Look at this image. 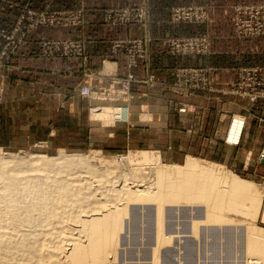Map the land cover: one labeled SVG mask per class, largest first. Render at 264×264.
<instances>
[{
  "label": "rangeland",
  "instance_id": "374dc122",
  "mask_svg": "<svg viewBox=\"0 0 264 264\" xmlns=\"http://www.w3.org/2000/svg\"><path fill=\"white\" fill-rule=\"evenodd\" d=\"M52 1L53 0H51L48 3V5H45L43 7V8L48 10L47 12L49 15H55L56 10L63 11V12L70 11V9H67V8H56L53 5ZM0 4L4 5L5 7H10L13 4L12 7L16 8V16L14 17L11 24H9L8 26H0V30H3V32H4V36L2 35V37H0L2 39L0 42V69H2V68H5V67H8L9 65H11L10 60H9L10 57L13 55V53L18 48V46L24 42V39L28 35V33L31 32L32 29H34V28L27 29V22L25 21V19L21 18L20 14L24 10V8L28 7V6L31 8H34V9H40V8L37 6H34L32 4V0H25V1L24 0H19V1L11 0L10 4H9V1H7V0H0ZM138 5H140V4H138ZM131 6H137V5H131ZM123 7H125V6H123ZM113 8H121V7H113ZM66 13H68V12H66ZM260 19L261 18H259V21H260ZM60 26L69 27L70 25H56L54 23L51 25H42V27H46V28H55V27H60ZM38 27H40V26H38ZM241 31H242V29L238 30V32L241 34V36L242 35L245 36L246 34L241 33ZM202 35H204V34H202ZM255 35H257V34H255ZM190 37L197 39V37H199V35L196 34V35H192ZM70 38L71 37L46 38V39L40 40V45H39L40 55L43 56L44 58H55V57H62V58H66V59L79 58L75 55V53L77 52L79 47L82 49L81 52L86 54V47H85L86 42H85V40H72ZM173 38L176 40H169V41L166 40V42H164V40H162L160 43L162 46H164L166 48V50L168 51V53L170 55L176 56L180 60V63L177 65H174L172 67V69L170 70V73H171L170 79L167 80V79L161 78V77L157 76L154 72H151V71H147L145 76L139 78L134 73V70L136 69V67L139 66V64L141 62L146 60V58L144 57V58L140 59L138 61L139 63L137 64V66L132 69L133 74L136 76V78L138 80V82H135V83H143L147 86H152V87L156 86L158 84H161V85L165 86V88H167V89L170 88V90H173L176 94H179L182 96H188V95H192V94L200 93V92H203V94L205 96H210L211 93L215 92L217 89H220L218 87L219 84L216 83L217 81L214 79V76L211 74L212 70L210 67H208L206 65H187L185 63H181L182 62L181 58H183V57H198V56L208 55L211 51V44H212L211 40H183V37H173ZM185 38H188V37H185ZM128 39H132V40H110L109 41L110 45H109L108 57L119 56V55L124 57L125 68H126V73L124 75H118V74L112 73L110 71L105 72L107 69L104 71L102 70V73L98 72L99 70L97 72H94V73H91L92 71L91 72L90 71L85 72V73L81 71L82 73L80 72L81 76H80V81L78 83L79 86L77 88V93H76L79 96V98L78 99L75 98L76 103H78L79 110H80V113L77 116L78 118L72 117V119H70V116L68 114H66L65 112H62V111H58V112L53 113V114L52 113L48 114V115H51L52 120H55L57 124L61 125V130L59 133L55 134V136H53V137L46 138L47 134L43 133L42 130L40 129V126H38V128L32 127V130H31L32 134H31L30 140L19 139V140L9 141V142L6 140H3V139L0 140V151H3L7 154L9 153L7 156L12 157L11 159L14 158L15 160H17L16 163L7 164L8 167L6 169L8 172L3 171L2 172L3 174L0 173V177L2 175V178H3V175L5 176L6 174H9L10 176H13L16 173H17L16 176L21 177V178H23L22 177L23 175L30 176V175H26V174L27 173L28 174L37 173L38 171L35 168L40 166L39 164H41V166H47V167L53 166L54 168H56V170L59 169V172H56V170L55 171H49L50 169H46L45 171H49L46 173V176H45L46 180L40 181V183H42V184H40L37 187H35L36 185L31 186L32 182H27L29 184V186H31V187H29V189L25 188V186L23 184H17L16 185L17 192H18L16 194L17 195L16 197L17 198L19 197V200H23L24 203L23 202L20 203L21 205L19 207H21L20 208L21 210L19 209L20 212L15 214V216L17 215L15 218H20V216H21L22 218H24L23 221H25V223H22L23 222L22 220H15V219H10V218H8V219L3 218V220L2 219L0 220L2 223L4 222L3 224L0 222V263L1 264H3V263L4 264H14V263L15 264H21V263H23V264H29V263L30 264L31 263L37 264L38 256L35 257V255H38V254L35 251V249L33 250L32 248L37 247L38 246L37 243H39L38 241H40V240L37 241V240H35L34 236L33 237L30 236L31 238L28 237L29 243L26 241V243L21 244V243H19V241H21V237H22V235H20L21 233H25L26 231H27L26 233H29V231H30V233L33 234V233L40 231V233H49L50 234V231H52V233H54L57 230L56 232H58V231H61L62 229H64V227H66L68 225L71 228H69L67 232H69V230H70V232L76 233V230H72V227H73V229H76L77 228L76 225L78 224V222L74 221L72 218L74 217V215L76 216V214H78L77 209L80 206L79 201H74L75 199L73 200L72 197H71L72 199L70 197H68V199L66 198L67 202H66V199H64V201L61 200L62 198H60V195H61V190L63 188L62 184H60L61 181L58 182V181H55L53 179H49L47 177L51 176V177L56 178V179L58 178L59 180H63L65 178L64 181H66V180L68 181L70 179L71 182L76 181L75 183H77V181H78V183L79 182L81 183V181L83 180L82 181L83 183H81V184L85 185L84 188H86L87 184L89 183L92 185L93 189H96L97 194H98V192L102 191V189H104L103 188L104 186H102V187L97 186V185L101 186L102 183L100 181V183H101L100 184L99 181H97L96 179L101 178L100 173H104V172H105L106 176L111 175L110 177H112V180H114V179L120 180L119 182H117V180L115 182V180H114V183H117L116 185L112 184L113 182L111 180H110L111 182L110 181L106 182L107 183L106 185H108V186L114 185V186H116V188H118L120 183L122 184V182L125 178H127V183H131V181L137 183L138 181H140V182H138L140 184L142 183V181L144 183L148 179V181H146L144 183L146 185L151 184L152 179L155 181V175H153V174H155L154 169H152L151 167H147L145 165H137L136 164L137 165L136 166L134 163L129 164L128 162H126V159L124 162V160H122L121 157H123V156L126 157L130 153H132L134 151L137 152L140 150L141 151H143V150L152 151L153 150L156 152L157 147H160V146L163 147L166 145V143H167L166 133L163 132V134H160V136H156V137H158L157 139L151 138V137H155V135L154 136L150 135V136H146L147 137L146 139L141 138V140H138V139H140V137H136L134 135L133 136L134 139L128 140L127 135L125 136V133H124L126 130L124 127L125 125H119V126H117L118 131L114 135V137H112L111 135L109 136L108 132L111 129L110 125L113 124V121H112L113 117L108 118V119L95 117L94 111L93 110L90 111V109H89L90 106L88 107V102L85 100V99L96 100L93 104L97 108L98 107L99 108L100 107L101 108L106 107L108 109L114 110L113 107L118 105V103L117 104L114 103L117 101L107 99L106 98L107 94L102 93V92H104V89H102V88L105 86V84L103 83L104 82L103 80H106L107 77L109 76V74H115V75L121 76V77L126 76L128 74V67H127L128 56L132 54V55H135L136 57H139L141 55L146 54V57H147V55L149 54L148 52L150 51V45H151V41H152V40H133V39H140V38H135V37L128 38ZM118 41L122 42L120 44V46L113 48V45ZM139 43H141V47L138 45ZM77 44H78V46H77ZM60 49H63V51L62 52H54L53 51V50H60ZM64 50H66V51H64ZM150 55H151V53H150ZM80 60H81V64L83 65V63H85V61L83 62L82 61L83 59H80ZM255 66H261V65H253V66L252 65L251 66L250 65H240L237 69L236 78H234L233 81L229 82L230 84L227 85V87L229 86L228 89L225 88V92H223V93H227V94H230L233 96H237L240 99H246L251 104H255L259 100H264V98H259L257 101L252 102L248 96L242 95V93H241V91L244 88H246L245 87L246 83H248L252 79L250 71H248L247 68L248 67H255ZM261 67H264V66H261ZM150 74H154L157 77V80L155 83H148L147 82L149 79L148 76ZM6 75L7 74H5V76L2 75V78H5ZM86 82H91L93 85H95L94 88L97 91L96 94L91 93L90 95H84L81 92V86H82V84H84ZM255 82H256V87H258V88L264 87V78H262L261 76H256ZM135 83H132L130 85V94L132 97H133V94L131 92V86ZM107 84H108V82H107ZM0 96L2 99L0 102V105H1L3 103V101H5L4 93L2 90H0ZM83 98H85V99L83 100ZM183 108H184V106H183ZM86 115L91 116V119L94 120V123H95L94 124L95 125L94 126V132H92L89 135L86 133V126H85ZM245 115H246V117L244 115H243V117L240 115H236L237 117L232 115L230 117L229 125H228L227 130H226L225 135H224L225 141H226L227 132H228L229 127L231 125L232 118H239V119L243 118L244 125L240 131L241 136H242V133L244 132V127L246 124V120L248 118H255V120H261L262 119V116L260 113H255V112L251 113V111H250L248 114L246 113ZM106 120H108V121H106ZM14 135L17 137H19V136L22 137V134L18 133L17 130L15 131ZM4 136H6V135H4ZM241 136H240V140H241ZM240 140H239V142H240ZM239 142L237 144H239ZM228 143H229V141H228ZM206 149H207V151L205 153L207 156H198L195 158H200V159H204L206 161H212L215 163L218 162V164H221V166H220L221 169L225 170V168H226L227 171L229 169L232 173L238 175L239 177L246 179V180L248 179L251 182H253L252 185L254 186L255 189H257V191L259 193L258 197L260 199V202H259L260 207L257 210V213H255V207H253L254 202L249 200L250 198L248 199L246 197V199L241 198L240 200H238V203H236V202L234 203V205H235L234 207H236V208L238 206L240 207V205H241V208L242 207L245 208V209L242 208V210L240 208L237 210L236 208L232 207V205L228 202L224 203V205L225 204L226 205L224 207L222 206L223 209L222 208L220 209V211L222 210V212H221V214H223L222 216L224 218L226 217V220H224L223 222H211V221H206V220L203 221L204 218L202 216H204V209L206 207L205 206L206 204L204 202H202L200 200H199L200 201L199 202L198 200L193 201V200H186V199H180L179 201H175L172 203H170L171 201L169 203H168V201L167 202L165 201V204L163 203L162 206H164L165 207L164 209L167 210V211H165V213L167 212V214L164 213L165 215H162L164 217V218L162 217V223L164 224V225L162 224V226L165 227V228H163V230L165 229V231H163V230L162 231H163V233H165V235L167 233H169V234H167V236H170V234L174 232L173 233L174 237L169 238L168 243L165 241L167 244L162 242L166 246L161 243L162 247H159L160 244L156 243L157 240H156V223H155L156 222V219H155V215H156L155 214L156 213V206L155 205L156 204H155V202L154 201H153L154 203L153 202H145V201L140 202L142 200H139L138 202L136 201V203H135V201L134 202L130 201L132 204L130 202H128L127 209H130L129 211H132L131 209L133 208L134 210L132 212L135 211L136 215H135V212H134V214H132L129 211H128L129 215L126 212L127 217L123 215V217L124 218L126 217V218L123 219V221H122L123 224H122V228H121L122 230L120 229L121 232H120V234H118L119 239H117V242H116L118 247L115 244L116 247L113 249V250H115L113 252V254L110 255L112 252L108 254V256H109L108 264H153L154 263L153 260H155L153 258V256H154L153 254H155V250H157L156 252L159 253V254L158 253H156V254H158V256L160 255L159 257L157 256V259L160 258V259H158L159 262L157 260L158 264H228V263L229 264H247V259H248V261L251 259H253V260L255 259L253 257V255L246 253L247 251L245 249L246 248L244 245L245 243H243L246 240H243V239H246V237H249V236L250 237L254 236L257 238L264 239V220L262 218V213H263V208H264V179L262 178V175L264 176L263 169L261 166L260 167L252 166L251 170L243 171L237 165V164H240V163H238L240 158L234 159L233 161L230 158L229 159L227 158L225 160L224 159L225 157H222V156L216 157L212 151V148L209 147V145ZM60 151H64L66 153H82V154H91L90 152L98 151L100 154L103 155V157H106V156L107 157H115L116 156L117 161H118L116 163V165H117V167L115 169L116 172L114 170H113V172H110V171L101 172L100 170L98 172L97 170L92 168L94 171L92 173H89L86 171L87 169L79 168L80 170L75 173V171H74L75 168L71 167V166H75V162H73V161H71L69 163L63 161V162L56 163V164L37 163L36 161H34L35 160L34 157L31 156L33 154H43V153L44 154L46 153V155H48V156H58ZM160 159L164 163H168V164L173 163V162H168L164 158H160ZM26 161H27V163H26ZM57 161L59 162L60 159ZM184 161L185 160L179 162V164H182ZM20 162H23V163H20ZM95 163L98 164V162H95ZM127 164H129V165H127ZM28 165H29V167H28ZM58 166H59V168H58ZM142 166L144 169L142 168ZM137 167L138 168L140 167L141 168L140 170H142L144 173L143 176L141 175L142 176L141 180H139L140 177H138V175H140L142 172H140L139 169H138L139 172H136L137 170L135 171V169H134V168L137 169ZM148 169H151V170H148ZM226 170H225V172H227ZM129 172H131L132 174ZM135 172L137 173V175H136L137 181L135 178V174H136ZM149 172H151V173H149ZM79 173H81V174H79ZM107 173H108V175H107ZM125 173L129 174V177H128V175L126 176ZM86 174H88V175H86ZM124 174H125V176H124ZM145 174H147V175H145ZM148 174L151 175V176L149 175L151 178L148 176ZM78 175H80V176H78ZM115 175H117V177ZM131 175L134 176V180L131 177ZM70 176L72 179L70 178ZM26 178H24V179H26ZM84 178H85V180H84ZM142 179H144L145 181ZM70 180H69V182H70ZM149 180H151V181L149 182ZM3 184L4 183H3V179H2V180H0V186H1L0 189H4ZM232 199H234V197ZM53 200L55 202L57 201L58 204L60 203V206L57 204V202L54 203ZM40 201L43 204L39 203ZM44 201H46V202L49 201V203H51V206L49 203H46V202L44 203ZM51 201H53V204ZM68 201L71 202L72 204L69 203ZM73 201H74V203H73ZM62 202L65 203L66 205L64 204L63 206H61ZM124 202H125V200L120 201V203H122L121 204L122 206L124 205ZM177 202H178V204H177ZM249 203H250V205H249ZM37 205H39V207ZM68 205H69V207H68ZM72 205H74V206H72ZM230 205H231V208L228 207ZM47 207L50 209H48ZM63 207H64V209L67 210L66 214H64V213L60 214L58 212L59 210L61 212ZM70 207L72 208L71 211L73 213L71 211H69ZM31 209H33V211ZM35 209H36V212H35ZM24 211H26V212L23 213ZM27 211H29V212H27ZM52 212H54V213H52ZM28 213H29V215H28ZM137 213H138V215H137ZM18 214L19 215L21 214V215L19 216ZM54 214H55V216H54ZM130 214L135 215V217L132 216L134 219L131 217H128V216H130ZM23 215H24V217H23ZM33 215H34V217H33ZM62 215H64V216H62ZM70 215H71V217H70ZM196 215L202 217L201 218L202 220L197 221L196 219H198V217ZM247 215H249V216H247ZM49 216L50 217L54 216V218L51 217V220H50ZM30 217H32V219ZM136 217H137V219H136ZM194 217L196 219H194ZM28 218H30V219H28ZM57 218L58 219L63 218L65 221L58 220ZM130 218L132 219V221L130 220ZM191 219H194L195 221H197L198 227H196L197 228L196 231H193L192 226H193L194 220H191ZM26 220H27L28 224H26ZM30 220H32V221H30ZM39 220H41V221H39ZM46 220L48 222H46ZM66 220H68V221H66ZM126 220H128V221H126ZM199 220H200V218H199ZM61 221H63V222H61ZM134 221H136V222H134ZM44 222H45V224L48 223V225L47 224L44 225ZM66 222L68 225H66ZM32 223H33V225L31 226ZM198 223H200V224H198ZM51 224H53L52 227H51ZM135 224H136V226H135ZM6 225H8V226H6ZM42 225H43V227H42ZM61 225H63L62 226L63 228L61 227ZM226 225H228V226H226ZM30 226H31V228H30ZM123 226L125 228H123ZM5 227H7V228H5ZM12 227L14 229H12ZM39 227H41L42 229L41 228L39 229ZM37 228H38V230H37ZM245 228L247 230H245ZM7 230L11 231V232L8 233ZM22 230H24V231H22ZM41 230H42V232H41ZM228 230L230 231L228 233H231L230 237H228V233L226 232ZM18 232H20V233H18ZM244 232H245V234H244ZM12 233H14V236ZM216 233H217V237H215ZM260 233H262V234H260ZM213 234L215 235L214 237H212ZM241 234H242V236H241ZM16 235H18V237ZM237 237H238V239H237ZM18 238L20 240H18ZM32 239L36 242H34ZM170 239H171V241H170ZM118 240H119V242H118ZM227 240H229V241H227ZM214 241L216 242L215 244L218 243L216 245L218 248L215 246ZM224 241H226V243ZM173 242H174V244H173ZM33 243H34V246L32 245ZM155 245L157 248H160V249H157L156 247H154ZM225 246H227V249L230 248L231 250L230 249H229V251L226 250ZM28 247L30 249H28ZM214 247H215V249H214ZM7 248H9L10 250ZM189 248L191 251L189 250ZM211 248H213V249H211ZM218 249H220V250H218ZM224 249L227 252L224 251ZM244 249H245V251H244ZM158 250H160L161 252ZM214 250L216 252L218 251L217 252L218 256L216 255ZM211 252L212 253L214 252L215 255L212 254ZM45 256L46 255H44V257ZM260 264H264V263H260Z\"/></svg>",
  "mask_w": 264,
  "mask_h": 264
},
{
  "label": "crops",
  "instance_id": "0c3cea01",
  "mask_svg": "<svg viewBox=\"0 0 264 264\" xmlns=\"http://www.w3.org/2000/svg\"><path fill=\"white\" fill-rule=\"evenodd\" d=\"M16 1V0H15ZM19 1V0H17ZM25 1V0H24ZM51 0H32V4L43 8ZM56 8L72 11L81 9L82 23L69 27H36L28 33L24 42L10 57L8 67L0 69V90L5 101L0 105V140H30L32 127L53 137L61 130V125L52 120L49 113L65 112L70 119L78 118L80 113L76 99L77 88L82 72H112L118 75L126 73L123 56H110V40L140 38L152 40L147 60L134 70L139 77L147 71L169 80L170 70L180 63L176 56L168 53L160 43L173 37H190L204 34L211 40L208 55L183 57L181 63L187 65H206L219 84L215 92L205 96L203 92L188 96L176 94L170 88L158 84L147 86L135 83L131 86L133 97L129 102L128 119H117L108 135L114 137L117 126L125 125L128 140L146 136L158 138L166 133L167 143L157 147L160 158L174 164L187 157L207 156V147L214 155L231 159L240 158L237 164L241 170L249 171L252 166L262 167L264 158L258 159L264 151V100L255 104L225 92L231 81L236 78L240 65L264 66V33H238L234 21L237 6L260 8V17L264 19V0H53ZM145 4L148 20L144 24L111 26L104 21V13L113 7ZM184 5L202 6L205 18L201 21L176 22L171 19L173 7ZM0 4V26H8L16 16V8ZM48 7V6H47ZM71 37L72 40H85L86 54L81 64L79 58H44L40 55V40L46 38ZM0 38V42H1ZM151 53V55H150ZM105 58V59H104ZM109 63V64H107ZM82 71V72H81ZM81 72V73H80ZM6 77L2 78V75ZM7 78V79H6ZM107 85V81L103 80ZM226 89V90H227ZM85 98H83L84 100ZM90 111L95 108L96 100H87ZM120 104L119 101L114 102ZM184 106V108H183ZM114 108V107H113ZM115 110V109H114ZM182 110V111H181ZM260 113L261 120L248 118L239 144L224 139L230 117L249 112ZM237 117V116H236ZM94 120L86 115V133L94 132ZM22 137L14 135L15 131ZM6 135V136H4ZM15 136V137H14ZM145 137V138H144ZM172 164V163H171ZM264 179V176L262 175Z\"/></svg>",
  "mask_w": 264,
  "mask_h": 264
},
{
  "label": "bare ground",
  "instance_id": "6f19581e",
  "mask_svg": "<svg viewBox=\"0 0 264 264\" xmlns=\"http://www.w3.org/2000/svg\"><path fill=\"white\" fill-rule=\"evenodd\" d=\"M107 64H109V63H107ZM115 113H116L115 110H111V109H108L106 107L105 108L104 107H102V108L98 107V108L94 109V116L97 118H103V119L112 118V117H114ZM106 121H108V120H106ZM90 153L91 154L66 153L64 151H60L58 156H48V155H46V153L45 154L44 153L43 154H33L31 156L34 157V159H35L34 161H36L37 163L56 164V163H60L63 161H65L67 163L73 161V162H75V166H71V167L75 168V170H74L75 173L80 170L79 168H85V169H87L86 171L89 173H92L94 171L93 169L97 170L98 172H99V170L101 172H104V171L113 172V170L115 171V169L117 167L116 163L118 162L116 156L115 157H107V156L103 157V155L100 154L98 151H93ZM8 154L3 152V151H0V173H2L3 171H7V169H6L8 167L7 164L16 163V161H17L14 158L11 159L12 157L7 156ZM121 158H122V160H124V162L126 159V162H128L129 164L134 163L135 165L136 164L137 165H145L147 167H151L152 169H154L155 174H153V175H155V181L153 179H152V181L149 180V182L151 181L152 183L151 184L148 183L149 185H146L144 183L146 181H148V179L146 181L144 179H142L145 182L143 183V181H142V183L140 184V183H138L140 181H138L137 183L132 182V181H131V183H127V178H125L124 180L122 179L123 180L122 184L120 183L118 188H116V186H114V185H109V186L106 185L107 184L106 182L110 181V180L113 182L112 184L116 185L117 183H114L115 179L112 180V177H110L111 173L109 174L110 176H106V174L104 172V173H100L101 178L96 179L97 181H99V183H100V181L102 183L101 186L100 185H97V186H99V187L104 186L103 187L104 189H102V191L98 192V194H97L96 189H93L92 185L89 183L88 184L86 183L87 187L84 188L85 185L83 184L84 185L83 186L81 184V183H83L82 179H81L82 180L81 183L80 182L78 183V181H77V183H75L76 181L75 182L72 181L73 182L72 183L70 179H69L70 180V182H69V180L64 181L65 178L64 179L62 178L63 180H59L58 178L56 179V178H53L51 176L47 177L49 179H53V180L58 181V182L61 181L60 184H62V186H63V188L61 190V195H60V198H62L61 200L64 201V199H66V198L68 199V197H70V198L72 197L73 200L75 199L74 201H79L80 206L77 209L78 214H76V216L74 215V217L72 218L74 221H77L78 224L76 225L77 226L76 229H73V227H72V230H76V233L70 232V230H69V232H67L68 229L71 228L67 224V222H66V225H68V226L64 227V229H62L61 231H58V232H56L57 230L55 232L53 231L54 233H52V231H50V234L49 233H40V231L32 234V233H30L29 230H28L29 233H26L27 231L25 233H21L20 235H22V237H21V241H19V243H21V244L26 243V241L28 242L29 241L28 237H30V236H32V237L34 236L35 240H37V241L40 240V241H38L39 243H37L38 244L37 247H34V248L31 247L33 250L35 249V251L38 254V255H35V257L38 256L37 264H108V261H109L108 260V258H109L108 254L112 252L110 254V255H112L113 252L115 251L113 249L116 247L115 244L117 245L116 242H117V239H119L118 234H120V232L122 230L121 229L122 224H123L122 221H123V219H125L127 217L128 211L130 210V209H127V207H128L127 204L130 201H133V202L135 201V203H136V201L138 202L139 200H142L140 202H143V201H145V202H153L154 201L155 202V204H156L155 205L156 206V213L155 214L156 215L155 214L154 215H155V219H156V222H155L156 223V240H157L156 243L160 244L159 247H162L161 245L166 243V242L168 243L169 238L174 237L173 236L174 232L171 233L172 235L170 234V236H167V234H169V233H167L166 235H165V233H163V231H165V229L163 230V228H165V227L162 226V224H163L162 223V217H163L162 215L167 214V212L165 213V211H167V210L164 209L165 208L164 206H162L163 203L165 204V201L166 202L168 201V203L171 201L170 203H172L175 201H179L180 199L193 200V201H197V200L199 201L200 200L206 204L205 205L206 207L204 209V216H202L204 218L203 221L206 220V221H211V222H223L224 220H226V217L224 218L222 216L223 215V214H221L222 210L220 211V209L221 208L223 209V207L226 205V204L224 205V203H227V202L230 203L232 205V207H234L235 202L238 203V200H240L241 198L246 199V197H247L248 199L250 198L249 200L254 202L253 207H255V213H257V210L260 207L259 206L260 205L259 204L260 199L258 197L259 193H258L257 189H255L254 186L252 185L253 182H251L248 179L246 180V179L239 177L238 175L232 173L229 169L227 171L225 168V170L227 171V172H225L224 169L220 168L221 164H218V162L215 163V162L206 161V160L200 159V158L188 157L185 159V161L182 164H177V163L168 164V163L162 162L157 151L155 152L153 150L152 151H147V150L141 151L140 150L137 152L134 151V152L130 153L128 156H126V157L123 156ZM59 159H60V161L58 162L57 160H59ZM95 162H98V164ZM20 163H23V162H20ZM26 163H27V161H26ZM129 164H127V165H129ZM39 165L40 166L35 168L38 171L37 173L28 174L26 172L27 173L26 175H30V176L23 175L22 176L23 178L16 176L17 173L14 175L12 174L13 176H10L9 174H6L7 176L3 175V178L1 175L0 180L3 179L4 187L3 186L2 187L4 189H0V220L1 219L3 220V218H6V219L10 218V219L23 221L24 218H22L20 216L21 214L20 215L18 214L20 216V218H15L17 216V215L15 216V214L19 213L21 210L20 209L21 207H19L21 205L20 203L23 202V200H19V197L18 198L16 197L17 196L16 194L18 193L16 185L17 184H23L25 186V188H27V189H29V187L34 186V185H36L35 187H37L40 184H42V183H40V181L46 180L45 176H46L47 172L56 170V168H54L53 166L47 167V166H41V164H39ZM28 167H29V165H28ZM58 168H59V166H58ZM142 168H143V166H142ZM46 169H50V170L45 171ZM134 169H135V171L137 170L136 172H139L138 169L140 170L141 168L137 167V169L136 168H134ZM148 170H151V169H148ZM56 172H59V169L56 170ZM140 172H142V173L140 175H138V177H140L139 180H141V177L144 174L142 170H140ZM129 173H131V172H129ZM149 173H151V172H149ZM79 174H81V173H79ZM125 174H126V176L128 175V177H129V174H127V173H125ZM125 174H124V176H125ZM86 175H88V174H86ZM107 175H108V173H107ZM133 175H131V177L134 180ZM136 175H137V173L135 174V178L137 181ZM145 175H147V174H145ZM149 175L150 174H148V176ZM71 176H70V178H71ZM78 176H80V175H78ZM115 176L117 177V175H115ZM24 178H26V179H24ZM84 180H85V178H84ZM116 180H115V182H116ZM119 181L120 180L118 179L117 182H119ZM27 182H32V185L29 186V184ZM233 197H234V199H232ZM67 199H66V202H67ZM121 200H125L123 206L121 205L122 203H120ZM53 201H51L52 204H53ZM74 201H73V203H74ZM45 202L46 201H44V203ZM56 202L54 201V203H56ZM39 203H42V202L40 201ZM46 203H49V201H47ZM69 203H71V202H69ZM49 204L51 206V203H49ZM57 204H58V202H57ZM61 204H62L61 206H63L65 203L62 202ZM177 204H178V202H177ZM58 205L60 206V203ZM231 205L228 207L231 208ZM249 205H250V203H249ZM37 206L39 207V205H37ZM72 206H74V205H72ZM68 207H69V205H68ZM234 208H236V207H234ZM239 208L242 210V208H244V207L241 208V205H240V207L238 206L236 209L238 210ZM48 209H50V208H48ZM71 209L72 208L70 207L69 211H71ZM31 210L33 211V209H31ZM131 210L133 211L134 209L132 208ZM132 211H129V212L134 214L135 211L134 212H132ZM25 212L26 211H24L23 213H25ZM27 212H29V211H27ZM35 212H36V209H35ZM58 212L60 214L61 213L66 214L67 210L64 209V207H63L62 211L60 212V210H59ZM126 212H127V214H126ZM52 213H54V212H52ZM28 215H29V213H28ZM123 215L126 217L124 218ZM135 215H136V212H135ZM135 215L130 214V216H128V217L133 218V217H135ZM137 215H138V213H137ZM54 216H55V214H54ZM54 216L53 217L51 216V217L54 218ZM62 216H64V215H62ZM247 216H249V215H247ZM23 217H24V215H23ZM33 217H34V215H33ZM51 217L49 216L50 220H51ZM70 217H71V215H70ZM197 217H198V219H196L195 217H194V219H196L197 221L202 220L201 219L202 217H200V216H197ZM30 218L32 219V217H30ZM30 218H28V219H30ZM131 218H130V220L132 221ZM199 218H200V220H199ZM262 218L264 220V208H263ZM136 219H137V217H136ZM194 219H191V220H194ZM27 220H26V224H28ZM58 220L65 221L63 218L58 219ZM30 221H32V220H30ZM39 221H41V220H39ZM63 221H61V222H63ZM66 221H68V220H66ZM126 221H128V220H126ZM197 221L194 220V222H193V226H192L193 231H196V229H197L196 227H198ZM46 222H48V221L46 220ZM134 222H136V221H134ZM22 223H25V221H23ZM46 224L48 225V223H46ZM46 224L44 222V225H46ZM53 224H51V227ZM198 224H200V223H198ZM32 225H33V223L31 224V226ZM6 226H8V225H6ZM31 226H30V228H31ZM62 226L63 225H61V227ZM135 226H136V224H135ZM226 226H228V225H226ZM42 227H43V225H42ZM5 228H7V227H5ZM40 228L41 227H39V229ZM123 228H125V227L123 226ZM12 229H14V228L12 227ZM37 230H38V228H37ZM245 230H247V229L245 228ZM22 231H24V230H22ZM10 232L11 231H8V233H10ZM41 232H42V230H41ZM226 232L228 233L230 231L228 230ZM18 233H20V232H18ZM12 234L14 236V233H12ZM230 234L231 233H228V237L231 236ZM244 234H245V232H244ZM260 234H262V233H260ZM215 235L213 234V236L212 235L211 236L217 237V233ZM16 236L18 237V235H16ZM241 236H242V234H241ZM237 239H238V237H237ZM18 240H20V239L18 238ZM243 240H246L243 242V243H245L244 245L246 247L245 248L247 251L246 253L253 255V257L255 258L254 260L251 259L249 261L247 259V264H249V263L250 264L264 263V239L257 238L254 236H252V237L249 236ZM170 241H171V239H170ZM227 241H229V240H227ZM34 242H36V241H34ZM118 242H119V240H118ZM162 242H164V243H162ZM224 242L226 243V241H224ZM215 243L216 242L214 241V244ZM173 244H174V242H173ZM217 244H215V246ZM32 245L34 246V243ZM117 247H118V245H117ZM154 247H156V245ZM225 247H226V250L229 251L230 248L227 249V246H225ZM9 248H7V249H9ZM28 249H30V248L28 247ZM157 249H160V248H157ZM211 249H213V248H211ZM214 249H215V247H214ZM220 249H218V250H220ZM245 249H244V251H245ZM189 250H190V248H189ZM226 250L224 249V251H226ZM156 251L157 250H155V254H153L154 255L153 258L155 259V260H153L154 261L153 264H158L157 260L160 259V258L157 259V256L159 253ZM158 251H160V250H158ZM217 252L215 251L216 255H217ZM156 253H158V254H156ZM215 253L213 252L212 254L215 255ZM44 255H46V256L44 257ZM158 262H159V260H158ZM21 264H23V263H21Z\"/></svg>",
  "mask_w": 264,
  "mask_h": 264
},
{
  "label": "built area",
  "instance_id": "2783aa9c",
  "mask_svg": "<svg viewBox=\"0 0 264 264\" xmlns=\"http://www.w3.org/2000/svg\"><path fill=\"white\" fill-rule=\"evenodd\" d=\"M9 4L11 3V0ZM48 10L45 8L34 9L31 7H25L20 14L21 18L25 19L27 22V29L35 28L42 25H79L82 23V11L81 9L74 11H58L56 10L55 15H49ZM68 12V13H66ZM65 13V14H64ZM260 8L253 6H237L235 8L234 21L237 29H242L241 33L245 34H262L264 33V19L260 17ZM104 21L111 25H127L131 23L144 24L148 20V10L145 4H140L137 6H125L121 8H110L104 13ZM205 18V9L202 6L196 5H184L176 6L172 8L171 19L176 22L181 21H194L198 22ZM259 18L260 21H259ZM239 33V32H238ZM240 34V33H239ZM4 36L3 30H0V37ZM132 40V39H127ZM142 40V39H133ZM169 40H176L174 38H169ZM183 40H206L204 35L196 38L188 37L183 38ZM166 42V40H164ZM122 42L118 41L113 45V48L120 46ZM141 47V43L138 44ZM78 46V44H77ZM71 49V48H70ZM81 48L77 50L75 55L79 58H84V53L81 52ZM54 52H62L63 49L53 50ZM66 51V50H64ZM83 56V57H82ZM146 58V54L136 57L135 55H129L127 59L128 74L124 77L117 76L115 74H109L107 77L108 84L102 89L107 94L106 98L109 100L119 101L120 104L114 107L116 114L115 117L121 120L128 119L129 112V101L132 97L130 94V85L132 83L138 82L136 76L133 74L132 69L137 66L138 61L142 58ZM248 71L252 76V79L246 83V88H244L241 93L246 95L252 102L257 101L259 98H264V87H256V76H261L264 78V67L255 66L248 67ZM94 73V72H91ZM148 83H155L157 77L154 74H150ZM95 85L91 82H86L81 86V92L84 95H90L91 93L96 94ZM205 87V86H204ZM203 87V88H204ZM0 96V102H1ZM244 120L239 118H232L231 125L226 135V140L237 144L240 140V131L243 128ZM264 158V151H261L258 155V159Z\"/></svg>",
  "mask_w": 264,
  "mask_h": 264
}]
</instances>
